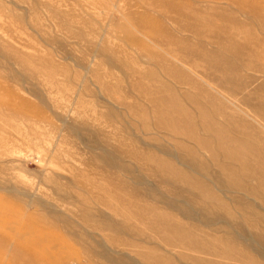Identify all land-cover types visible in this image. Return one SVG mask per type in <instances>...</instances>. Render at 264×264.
Returning <instances> with one entry per match:
<instances>
[{"label": "rangeland", "instance_id": "374dc122", "mask_svg": "<svg viewBox=\"0 0 264 264\" xmlns=\"http://www.w3.org/2000/svg\"><path fill=\"white\" fill-rule=\"evenodd\" d=\"M0 264H264V0H0Z\"/></svg>", "mask_w": 264, "mask_h": 264}, {"label": "bare ground", "instance_id": "6f19581e", "mask_svg": "<svg viewBox=\"0 0 264 264\" xmlns=\"http://www.w3.org/2000/svg\"><path fill=\"white\" fill-rule=\"evenodd\" d=\"M23 245V244H22ZM25 245V244H24ZM26 246V245H25Z\"/></svg>", "mask_w": 264, "mask_h": 264}]
</instances>
